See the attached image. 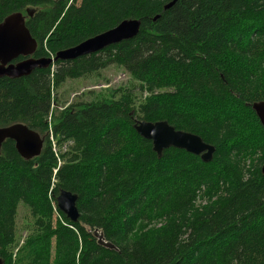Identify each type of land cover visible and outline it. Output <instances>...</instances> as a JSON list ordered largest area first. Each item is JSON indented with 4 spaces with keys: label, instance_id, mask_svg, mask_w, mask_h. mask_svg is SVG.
Returning a JSON list of instances; mask_svg holds the SVG:
<instances>
[{
    "label": "trees",
    "instance_id": "obj_1",
    "mask_svg": "<svg viewBox=\"0 0 264 264\" xmlns=\"http://www.w3.org/2000/svg\"><path fill=\"white\" fill-rule=\"evenodd\" d=\"M70 1L0 0V22L22 13L37 58L126 18L140 19V30L0 77V127L22 123L44 139L30 159L11 139L1 148L3 264H264V127L252 108L264 100V0ZM112 64L129 72L130 86L61 102L67 79ZM136 120L195 133L216 147L214 157L176 147L159 157ZM62 190L78 194L76 222L57 206Z\"/></svg>",
    "mask_w": 264,
    "mask_h": 264
},
{
    "label": "water",
    "instance_id": "obj_2",
    "mask_svg": "<svg viewBox=\"0 0 264 264\" xmlns=\"http://www.w3.org/2000/svg\"><path fill=\"white\" fill-rule=\"evenodd\" d=\"M174 2L172 1L166 7L173 6ZM140 26V19L126 18L103 33L92 36L75 46L59 50L53 57L37 58L33 55L37 50L38 42L27 27L24 15L20 12L13 13L0 22V77L19 78L29 75L36 68L48 67L58 60H72L98 52L111 44L135 37L139 33ZM20 55L25 58L14 61ZM252 108L264 127V100L252 103ZM134 128L141 136L152 141L153 150L159 157L162 156L164 149L176 147L199 156L204 162H210L216 151V147L203 140L201 136L176 130L165 120L155 123L138 121ZM7 139L15 142L16 149L23 158L30 159L39 156L42 152L43 138L25 124L15 123L0 127V154L2 145ZM261 172L264 175V164ZM77 200L78 194L68 190H62L56 197L58 208L75 222L80 215ZM98 235L100 242L105 246L116 248L114 244L106 242L101 234ZM0 264H3L1 258Z\"/></svg>",
    "mask_w": 264,
    "mask_h": 264
},
{
    "label": "rangeland",
    "instance_id": "obj_3",
    "mask_svg": "<svg viewBox=\"0 0 264 264\" xmlns=\"http://www.w3.org/2000/svg\"><path fill=\"white\" fill-rule=\"evenodd\" d=\"M130 74L122 66L112 64L101 70L98 74H90L83 78L67 79L59 88L58 97L61 102L66 100L70 102L75 99L90 100V91L100 92L105 88L120 89L122 87L130 86ZM28 208L21 204L18 208L17 217V233L22 238L27 234L23 228L27 225L29 218H27Z\"/></svg>",
    "mask_w": 264,
    "mask_h": 264
}]
</instances>
